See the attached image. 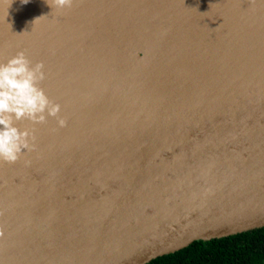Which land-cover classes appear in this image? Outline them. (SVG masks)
Masks as SVG:
<instances>
[{"label":"water","instance_id":"obj_1","mask_svg":"<svg viewBox=\"0 0 264 264\" xmlns=\"http://www.w3.org/2000/svg\"><path fill=\"white\" fill-rule=\"evenodd\" d=\"M51 3V0H48ZM60 115L0 160V264H146L264 226V0H0Z\"/></svg>","mask_w":264,"mask_h":264},{"label":"clouds","instance_id":"obj_2","mask_svg":"<svg viewBox=\"0 0 264 264\" xmlns=\"http://www.w3.org/2000/svg\"><path fill=\"white\" fill-rule=\"evenodd\" d=\"M28 3L29 0H22ZM51 8H70L73 0H51ZM46 78L43 61L34 65L18 51L0 63V160L7 163L18 161L25 150H35V134L28 128H20L17 122L45 123L48 117L56 118L59 127L67 121L61 113V105L49 98L40 82ZM0 215L3 212L0 211ZM4 230L0 227V237Z\"/></svg>","mask_w":264,"mask_h":264},{"label":"trees","instance_id":"obj_3","mask_svg":"<svg viewBox=\"0 0 264 264\" xmlns=\"http://www.w3.org/2000/svg\"><path fill=\"white\" fill-rule=\"evenodd\" d=\"M146 264H264V226L220 238L196 240Z\"/></svg>","mask_w":264,"mask_h":264}]
</instances>
